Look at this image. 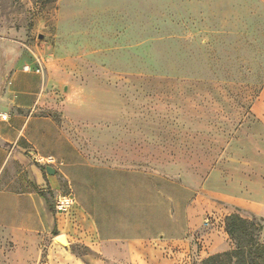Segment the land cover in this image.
<instances>
[{
	"label": "rangeland",
	"instance_id": "rangeland-1",
	"mask_svg": "<svg viewBox=\"0 0 264 264\" xmlns=\"http://www.w3.org/2000/svg\"><path fill=\"white\" fill-rule=\"evenodd\" d=\"M21 76L40 81L34 113L60 136L49 141L63 151L50 200L77 201L78 242L43 239L38 264L65 251L106 264L93 246L108 238L199 243L228 211L251 218L219 196L256 179L247 143L264 140L252 110L264 92V0H0V118Z\"/></svg>",
	"mask_w": 264,
	"mask_h": 264
},
{
	"label": "crops",
	"instance_id": "crops-1",
	"mask_svg": "<svg viewBox=\"0 0 264 264\" xmlns=\"http://www.w3.org/2000/svg\"><path fill=\"white\" fill-rule=\"evenodd\" d=\"M39 84V80H31L29 76L16 79L7 118H0V261L3 264L10 260L38 264L42 258L39 245L43 239L52 236L56 240L57 235L65 234L70 244L78 242L71 234V226L76 225L77 217L70 210L76 199L68 213L56 210L48 191L57 192L60 188L55 175L57 170L53 166L56 172L49 175L48 164H44L46 173L39 165L42 164L40 157L52 155L56 158L54 154L63 153L61 146L49 142L58 136L51 116L34 113L39 102ZM261 100L262 107L253 106L252 110L264 123V92ZM247 144V157L256 179L237 180L235 191L222 193L219 198L230 206L247 208L264 219V140L260 146L253 140ZM188 225V231L199 226L191 221V217ZM262 232L264 235V226ZM228 237L222 223L219 228L212 227L198 236L199 243L193 236L157 240L137 234L126 239L108 238L100 245L89 244L94 245L106 264H196L195 261L200 262L212 253L228 249ZM61 248L54 241L49 243L52 251L61 252ZM60 257L50 261L54 260L56 264L85 263L72 251L61 252ZM85 258L90 264H101L94 252Z\"/></svg>",
	"mask_w": 264,
	"mask_h": 264
},
{
	"label": "trees",
	"instance_id": "trees-1",
	"mask_svg": "<svg viewBox=\"0 0 264 264\" xmlns=\"http://www.w3.org/2000/svg\"><path fill=\"white\" fill-rule=\"evenodd\" d=\"M263 226L264 219L255 214H251L250 219L238 212L226 215L225 230L235 246L206 257L202 261L203 264H264V243L259 241Z\"/></svg>",
	"mask_w": 264,
	"mask_h": 264
},
{
	"label": "built area",
	"instance_id": "built-area-1",
	"mask_svg": "<svg viewBox=\"0 0 264 264\" xmlns=\"http://www.w3.org/2000/svg\"><path fill=\"white\" fill-rule=\"evenodd\" d=\"M2 118L6 119L7 118V114H3ZM39 161H44L48 165H51V164H54L56 162V158L54 156H52V155H48V156H45V157H40ZM74 203H75V198L73 196H71V195H61V196H59L57 198L55 206H56L58 211L66 212L69 209H71V207L74 205ZM210 221H211L210 217H207L206 220H205V223L207 225H209Z\"/></svg>",
	"mask_w": 264,
	"mask_h": 264
},
{
	"label": "water",
	"instance_id": "water-1",
	"mask_svg": "<svg viewBox=\"0 0 264 264\" xmlns=\"http://www.w3.org/2000/svg\"><path fill=\"white\" fill-rule=\"evenodd\" d=\"M46 169H47V172L49 174H55V172H56L54 167L51 165H47ZM55 239H56V241H58L59 243H61L64 246H69V244H70L69 240L67 239V236L65 234H59L55 237Z\"/></svg>",
	"mask_w": 264,
	"mask_h": 264
}]
</instances>
